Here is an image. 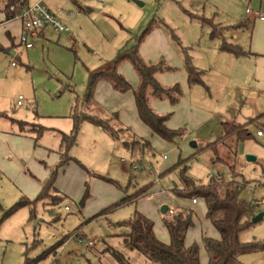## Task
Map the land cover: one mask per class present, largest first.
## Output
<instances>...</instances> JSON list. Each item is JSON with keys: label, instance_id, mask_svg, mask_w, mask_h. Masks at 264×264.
Listing matches in <instances>:
<instances>
[{"label": "rangeland", "instance_id": "obj_1", "mask_svg": "<svg viewBox=\"0 0 264 264\" xmlns=\"http://www.w3.org/2000/svg\"><path fill=\"white\" fill-rule=\"evenodd\" d=\"M51 1L64 12L67 32L49 29L28 51L13 39L16 54L12 56L0 51V112L7 116L0 118V264H118L112 250L131 264H152L125 247L123 235L129 228L123 222L144 215L152 221L156 238L167 244L163 220L170 216L160 211L164 206L193 211V225L184 242L197 244L200 263L207 264L201 240L219 235L206 218L204 200L198 198L193 204L189 196L174 194L184 188L183 175L197 185L220 176L225 188H239L238 198L252 203L256 215L263 213L239 233L240 242L258 246L238 254V260L264 264V205L260 204L264 137L256 136V130L264 132L263 59L220 51L223 43H232L247 52V31L229 28L245 18L253 22L258 12L254 0ZM29 2L48 4L49 0ZM5 4L0 0L2 21ZM260 14L264 17V11ZM139 38V57L163 69L155 75L159 84L181 88L178 105L148 97L151 108L157 105L158 111L152 109L157 114L171 113L167 127L182 131L170 142L153 135L137 118L133 91L139 79L127 61L117 71L128 90L116 91L108 81H101L94 98L83 102L89 72L112 61L123 48L136 46ZM4 40L0 30V41ZM184 54L202 71L201 84L187 85ZM168 67L172 70L164 69ZM19 96L21 107L16 106ZM76 110L109 121L117 138L93 123H82L76 145L67 153L88 173L70 162L58 171L53 197L37 202L33 210L22 206L4 218L18 201H33L57 170L62 152L58 132L71 131L70 114ZM15 121L28 123L25 130L39 132L42 127L45 131L38 139L33 133L20 134ZM226 121L242 125L251 121L246 126L251 136L240 142L235 133L221 138V123ZM1 132L19 136L4 144ZM248 156L255 160L247 161ZM143 186H148L146 196L95 216ZM54 196L62 197L61 203L53 204L58 202Z\"/></svg>", "mask_w": 264, "mask_h": 264}, {"label": "trees", "instance_id": "obj_2", "mask_svg": "<svg viewBox=\"0 0 264 264\" xmlns=\"http://www.w3.org/2000/svg\"><path fill=\"white\" fill-rule=\"evenodd\" d=\"M17 2L18 0H6L5 15L7 20L16 16L15 7ZM249 25L250 23L244 20L238 26L231 27L229 29L244 30L249 27ZM149 29L150 28H147L144 31V34L148 33ZM229 29L225 28L224 30ZM140 39L142 40V38H139L137 41L139 43L136 46L123 48L116 54L112 61L106 62L99 68L89 72V80L86 85V93L83 97V102L89 103L94 98L96 84L100 81H108L112 88L116 91L122 92L128 90V83L124 80L123 76L118 74L117 71L121 62L127 61L139 79L138 86L136 90L133 91L137 118L140 119L146 127H148L153 135L156 134L164 141L170 142L173 138L181 136L182 131L169 129L167 127V123L170 120L169 118L171 113L168 115L157 114L152 110L148 97L152 100L155 99L158 101L167 100L172 105H178L179 99L182 96L181 88L177 84L169 86L168 88L159 84L155 75L157 71L163 69L160 65L150 63L147 64L141 57H139L138 48L141 43ZM0 51H3L1 46ZM220 51L234 54L236 57L251 55L248 52H243L239 46L235 44L233 45L232 43H223L220 46ZM164 69L166 71L172 70L170 67ZM184 70L186 72L188 86L199 85L202 83V71L193 66L191 57L187 54H184ZM6 117L5 113L0 112V118ZM70 117L73 122L71 131L68 134L58 132L61 137L60 148L62 152L59 154L60 159L57 170L51 173V176L43 184L41 190L33 201L27 199L18 201L17 204H15L3 215L4 218L15 212L17 208L29 206L33 210L34 205L37 202H40L45 198L48 199V197H53L50 193L52 191H55V194L57 193L54 182L58 171L63 169V167L68 165L70 162L76 163L80 168L88 173L86 168L79 164V162H77L74 158L69 157L67 153L71 147L76 145V136L82 123H93L101 130L109 132L110 136L117 138L114 134L115 131H113L109 125V121H102L94 115L77 112V110L73 111L70 114ZM15 122L18 125L20 134L33 133L38 139L43 131H45L42 127H39V132H36L33 129L25 130L24 126L28 123L20 121ZM250 122L251 121L243 125L238 124L235 121L222 122L221 138L228 137L232 135V133H235L237 136V142L248 139V137L251 136V133L248 129H246V126ZM36 138L35 141H37ZM218 177L219 179L210 177L209 183L205 185H197L193 180L183 175L181 176V180H183L184 188L180 191L174 190V194L180 197L189 196L192 201H197L198 198L204 200L205 210H207L206 218L219 235L218 239L204 237L201 240L207 253V264H241L238 260V254L251 252V250L256 249L258 246L253 242L242 243L238 239L239 233L251 225V219L255 217L256 213L254 212V206L252 203L247 204L238 198L239 188H225L223 186V179L220 176ZM147 188L148 186L141 187V189L134 192L132 195L127 196L126 199L111 205L109 208L102 210L95 216L110 213V211L119 206L141 199L143 196H146V193L148 192ZM85 195H87V191ZM54 197L57 198L58 202L53 204L58 205L63 200L60 196ZM168 211L171 210L167 208L165 214H168L170 218L163 220V227H165L169 238L167 244L162 243L156 238L152 221L144 215L139 214H135L133 217L123 222V224H127L129 228V232L123 235V244L126 248L128 247L130 250H134L139 253L152 264H201L199 246L197 244L186 246L184 242L187 232L193 225V211L182 209L179 211L172 210V214ZM48 254L49 250L42 256ZM111 255H113L115 260H117L118 264H131L130 261L125 259L119 252L112 250ZM39 258H41V256L36 259Z\"/></svg>", "mask_w": 264, "mask_h": 264}, {"label": "crops", "instance_id": "obj_3", "mask_svg": "<svg viewBox=\"0 0 264 264\" xmlns=\"http://www.w3.org/2000/svg\"><path fill=\"white\" fill-rule=\"evenodd\" d=\"M42 2H43V0H42ZM253 4H254V6L258 7V12H255L253 14L252 11L249 10V12H247V9H246V12L248 14L252 13L253 14L252 17L254 18L252 23H250L249 19L245 18V20L248 23H250L249 27L244 29V30L247 31V34H249V38H250V41L248 43L247 52L249 54H251V57H256V58L263 59L262 62L264 64V17L261 16V14H260V11H264V0H254ZM45 5L57 15L61 16L62 13H64V12H61L62 9L60 10V8H59L60 6H58V3L55 4L51 0H49V3L45 4ZM1 12L3 13L5 19H4V21H2V19H0V30L3 33H5L6 40L0 41V46L2 47L3 51H6V53H8V55L12 56V55L16 54V50H15L16 46H20V44L18 42H19V36H20V34L22 32V30L20 28L21 24H20V21L18 19H16L15 17L11 18L10 20H7L6 15H5L6 14L5 13V6L1 10ZM66 17H68V16H66ZM59 18H60L61 21H63L62 16L59 17ZM63 23H64V21H63ZM47 30H49V29L48 28H43V30L36 31L35 35L33 36L32 40H31V42H33L37 38H43V36L45 35V32H47ZM12 31L14 32V35H12ZM233 35H234L233 36L234 39H239L238 35H236V34H233ZM13 39L16 40V46H13V43H12ZM17 43H18V45H17ZM31 48H33V46ZM31 48H28V49H31ZM23 49L25 51H28V49L27 50L25 48H23ZM262 70L264 71V68H262ZM122 71L123 70H121V72ZM156 79L158 81L157 77H156ZM186 82H187V80H186ZM21 106H23V104ZM21 106H17V107H21ZM153 108L155 110H157V105L156 104L153 105ZM256 131H261V130L258 129ZM2 134H4V136L2 137V141L4 142V144L12 143L13 139H11V138L12 137L15 138V137L19 136V135L15 136L17 134L14 135L15 137L10 135V134H8V133H2ZM193 204H197V203L195 202Z\"/></svg>", "mask_w": 264, "mask_h": 264}, {"label": "built area", "instance_id": "obj_4", "mask_svg": "<svg viewBox=\"0 0 264 264\" xmlns=\"http://www.w3.org/2000/svg\"><path fill=\"white\" fill-rule=\"evenodd\" d=\"M16 16L15 18L20 21V28L22 30L19 36V44L26 50L31 48L32 45V38L35 35V32L38 30H43V28H48L53 30L56 33L60 32H67L68 29L63 25L62 21L60 20L59 16L51 11L45 4L41 2L30 3L29 0H18L16 4ZM249 12V9H247ZM16 63L13 62L12 66H15ZM22 97L19 96L16 100V106H21ZM256 136L258 138L264 137V132L257 131ZM134 169H137V166L133 165ZM213 177V176H210ZM219 179V177H214ZM193 203L196 201L193 200ZM261 205H264V200L260 202ZM259 203H256L255 206H258ZM66 209H68L66 207ZM172 214V211H168Z\"/></svg>", "mask_w": 264, "mask_h": 264}, {"label": "water", "instance_id": "obj_5", "mask_svg": "<svg viewBox=\"0 0 264 264\" xmlns=\"http://www.w3.org/2000/svg\"><path fill=\"white\" fill-rule=\"evenodd\" d=\"M253 160H255L254 157H250V156H248L247 161H253ZM166 209H167V207L164 206V207L161 208L160 211H161L163 214H165V213H166V212H165ZM262 216H263V213H259V214H257L255 217L252 218L251 222L254 223V222L259 221V220L262 218Z\"/></svg>", "mask_w": 264, "mask_h": 264}]
</instances>
